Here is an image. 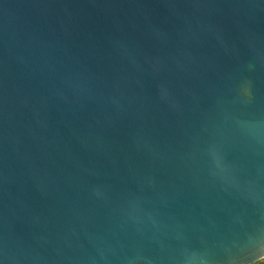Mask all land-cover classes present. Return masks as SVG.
I'll return each mask as SVG.
<instances>
[{
  "label": "water",
  "instance_id": "water-1",
  "mask_svg": "<svg viewBox=\"0 0 264 264\" xmlns=\"http://www.w3.org/2000/svg\"><path fill=\"white\" fill-rule=\"evenodd\" d=\"M264 259V0H0V264Z\"/></svg>",
  "mask_w": 264,
  "mask_h": 264
},
{
  "label": "rangeland",
  "instance_id": "rangeland-1",
  "mask_svg": "<svg viewBox=\"0 0 264 264\" xmlns=\"http://www.w3.org/2000/svg\"><path fill=\"white\" fill-rule=\"evenodd\" d=\"M257 264H264V259L259 261V262H257Z\"/></svg>",
  "mask_w": 264,
  "mask_h": 264
},
{
  "label": "trees",
  "instance_id": "trees-1",
  "mask_svg": "<svg viewBox=\"0 0 264 264\" xmlns=\"http://www.w3.org/2000/svg\"><path fill=\"white\" fill-rule=\"evenodd\" d=\"M257 264V263H256Z\"/></svg>",
  "mask_w": 264,
  "mask_h": 264
}]
</instances>
